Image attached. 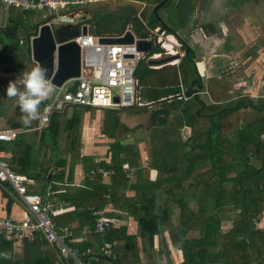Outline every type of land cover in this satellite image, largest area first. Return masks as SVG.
Instances as JSON below:
<instances>
[{
	"label": "trees",
	"instance_id": "obj_1",
	"mask_svg": "<svg viewBox=\"0 0 264 264\" xmlns=\"http://www.w3.org/2000/svg\"><path fill=\"white\" fill-rule=\"evenodd\" d=\"M151 1L156 7L163 0ZM245 1L230 2L241 6ZM196 3L197 0H167L157 8L160 18L154 9L145 15L148 7L140 17L149 29L161 27L165 32L174 34L186 49L190 45L178 34L177 29L185 28ZM163 8L172 12L168 17L174 20L175 25L159 15ZM30 11L33 10L10 15L8 22L0 27V56L8 55L15 62L12 52L18 50L31 57L30 38L37 34L38 27L31 33L22 16ZM106 15L110 25L114 27L113 31L117 30L114 23H119L120 18L112 14ZM140 17L130 19L129 24L138 33L145 34ZM83 22L91 24V19ZM23 30L28 33L23 43H20V33ZM92 31L102 34L97 28ZM162 50L160 46H155L148 55ZM195 58V51L191 48L177 65L175 83L172 79H164V75H167L164 71L165 74L163 72L159 75L158 86L149 87L142 95L149 102L170 96L173 98L160 102V107L150 113L148 167L157 169L158 176L153 181L136 182V199L142 203L141 212L136 214L138 233L152 247L155 235L162 233L161 222L166 223L172 244L184 254V260L179 264H264V227L255 223L257 215L264 211V140L261 139L264 133V100L243 94L204 106L199 96L204 86ZM19 62H15V66ZM137 69L139 71H136V77L140 81L157 71L147 67L144 60H141ZM180 84L188 92L196 94L188 99L179 98L177 95L182 91ZM193 99L196 101L191 102ZM134 108H101L105 111L101 121L102 133L114 139L110 143L109 162L96 160L92 155L81 156L79 151L84 114L91 109L99 110L96 107L73 105L63 111H54L46 126L33 129L37 126L34 124L31 127L30 136L27 132H22L12 141L0 140V150L12 153L9 158L11 166L17 172L36 180L35 190H39L41 194L46 195L48 185L57 192L59 188L55 183H66L64 192L58 194V197L67 203H73L74 209L56 214L53 219L57 227H70L73 235L68 243L85 252L83 258L91 260L93 264L141 263L136 246L137 235L128 234L125 227L115 228L112 224L103 232L94 231L95 212L104 208L108 200L106 195L113 197V186L102 184V174L97 173L93 179H86L84 187L70 186L78 160L88 173L98 167L113 170L114 181L120 177L127 181L126 170L129 169H134L136 174L142 176L145 169L140 167L136 144H123L119 138V131L127 133L130 130L123 121L121 112ZM136 108L144 110L146 107ZM247 108L255 110L259 116L238 128L232 135L222 134V120ZM13 126L19 128L21 125ZM184 126H189L192 130L190 146L182 140L181 128ZM62 132L67 134L66 152L60 151ZM68 154L71 155V161L67 170ZM253 159L259 160L261 166L254 164ZM3 185L8 197L7 210L10 211L13 204L12 188L8 183ZM158 189H162L164 193L163 208H159V211L155 210ZM149 193L151 195L147 196ZM176 209L179 211L176 212ZM224 222L228 223L225 225ZM84 228L87 233L83 231ZM188 230L197 231L199 235L187 236ZM119 239L127 241L124 251L118 250V245L110 255L102 251L106 242L115 243ZM52 250L46 241L25 242L18 248L0 238V264H77L72 258H59ZM4 254H7V258ZM166 264L172 262L169 260Z\"/></svg>",
	"mask_w": 264,
	"mask_h": 264
},
{
	"label": "built area",
	"instance_id": "obj_2",
	"mask_svg": "<svg viewBox=\"0 0 264 264\" xmlns=\"http://www.w3.org/2000/svg\"><path fill=\"white\" fill-rule=\"evenodd\" d=\"M93 1L0 0L6 9L14 7L21 11H48L54 16L49 22L51 25L77 24L80 28V33L72 39L81 48L80 75L68 78L60 86L55 85L57 88L55 96L45 101L46 105L51 106V111L44 114L46 118L39 120V128L47 125L54 111H63L73 105L101 109L132 108L144 104L138 90L136 71L141 60H145L148 54L138 51L135 44L101 42L102 37L110 35L95 34L92 32L91 25L83 22L85 19L77 20L81 15L79 11ZM83 27H86V33L82 32ZM129 28L132 29V27ZM151 30L157 34L158 43L164 46L162 36L165 31L160 27ZM135 37L138 38L136 35ZM167 37L169 38V35ZM149 58L156 59L158 54ZM75 81H78V84L76 90L72 91L70 88L75 85ZM181 88L182 91L177 96L188 99L190 96L187 95V90L183 85ZM115 98H118V101H115ZM25 131L27 130L16 128L0 130V140L12 141ZM261 139L264 140V133ZM97 173L110 175L113 170L98 167L90 171L92 176ZM32 182L33 179L28 175L17 172L11 166L7 153L0 150V183H8L24 206V215L21 218L10 215L0 216V238L13 243L16 247H21L25 242L46 241L59 258H72L77 264H93L91 260L83 258L85 252L79 251L68 243V239L73 235L70 227L56 226L53 218L62 209L50 197V190L46 195L32 191L29 189ZM95 214L94 231H105L112 224L111 218L104 210L97 211ZM255 220L264 225V211L259 213ZM102 251L110 255L111 245L105 243Z\"/></svg>",
	"mask_w": 264,
	"mask_h": 264
},
{
	"label": "crops",
	"instance_id": "obj_3",
	"mask_svg": "<svg viewBox=\"0 0 264 264\" xmlns=\"http://www.w3.org/2000/svg\"><path fill=\"white\" fill-rule=\"evenodd\" d=\"M142 1L143 0H94L92 3L83 7L82 11H79L81 15L78 16L77 20L87 19L88 16L95 19L96 17L99 16V14L101 15L102 14H112L120 18V22L117 25L118 27L117 30H115L112 34H106V35H116L121 32L124 25H128V27L131 26L129 24L130 19L141 16V14L147 8L146 3ZM139 4H141L142 6L139 7L138 6ZM19 11L21 12V10H18L14 7L6 9L3 6V4L0 2V27H3L8 22V17H10V15H13V16L17 15L18 13H20ZM135 12H137L136 15H135ZM22 16L25 20V23L28 24L29 26L28 30L31 33H34L36 31L35 27H38V25H41L44 22H47V19L53 16V14L49 13L48 11H44V10H33L30 12L23 13ZM63 25H68V26L70 25L71 27L77 26V24H63ZM27 33L28 32L25 30H23L20 33L21 35L20 43H23ZM34 36L35 35H32L30 38V55L32 51L31 50V39ZM169 38L174 43L175 37L172 36ZM199 41H201V43L199 42L197 47L193 45H191L190 47L192 49H194L195 47L196 48V50H194L195 56L197 55L200 56L199 59L195 58L197 70L199 72V75L201 76L203 86H204V90L199 92L200 100L204 102V106L209 103L229 100L230 98L225 99L224 96L219 95L220 91L222 90L221 92L223 93L225 88L221 84L222 82L218 80L222 77L221 69L223 66V58L217 57L218 54H220L216 52L217 38L212 39V37H208L204 34V38H201ZM213 41H214V44L216 45L215 50L213 52H209L213 50L212 49ZM0 48H1V44H0ZM212 56L214 57L211 58ZM11 59L12 58L8 55L0 56V73H4L3 72L4 69L12 61ZM36 65L37 64L35 63L34 66ZM159 71L162 72L161 70ZM0 79H2V77ZM217 82L221 86L218 85ZM208 84H209V87H208ZM255 84H256L255 80H253L250 83V86H249L250 91H253L255 90V88H257ZM212 85H216V86L212 87ZM231 91L232 90L228 88L227 92L231 93ZM205 95L206 97H204ZM171 99H168L165 101H170ZM89 113L90 112L86 113L85 115ZM235 113L236 112L232 113L227 118H225L226 120L231 121V123L225 124L223 122L226 120L225 119L222 120V128H221L222 134L232 135L238 128H242L246 125V123L245 124L236 123L235 117H237V115ZM21 115L22 114L20 113L19 117H12V115L9 116V113H5L4 110H1L0 111V130L6 129V128H14L13 125L19 124L21 126L16 129H26L27 131L25 132H27L28 135L30 136V133H32L30 132L32 130L31 127L34 126L35 124L37 126L33 127V129L39 128L38 127L39 124H36V121H33L32 125L26 128L21 122ZM229 118H231V120H229ZM232 120H235L234 121L235 123ZM97 128L99 129L97 130ZM101 129H102V123L100 124L99 127L95 125L94 129L88 128L87 124H85V128L83 127V132H82L83 133L82 141L80 140V142H82L83 147L81 148V150L79 149V151H80L81 156L92 155L96 158V160H106L109 162L111 159L110 143L113 142L114 139L109 138L108 136L104 135ZM93 132L94 133L97 132V134L99 133L101 135L100 139L98 140L99 143L97 144L95 143V137L93 136L94 134ZM63 133L66 134L65 132H62L61 135ZM181 134H182V140L184 141V143L190 146V144L192 143V139H193L191 127L184 126L183 128H181ZM119 138L121 139V142L123 144H128V143L136 144L139 150L140 167H142L145 170L142 173V176H139L138 174H136L134 169L126 170V173H128L127 181L123 177H120L116 181H114L112 178V174L102 175V178H101L102 184L108 185L111 187L113 186V197H109V195L105 196L108 200L102 210H104L106 215L111 218L112 225L115 228L125 227L128 234L137 235L136 246H137V250L139 252V258L141 261V263L139 264H166L169 260L170 262H172V264H179L180 262L184 260V254L181 249L175 248L174 245L172 244L171 237L169 234V229L166 223L161 222L160 226H161L162 233L155 235L154 246L152 247L148 243H146V241H144L143 238L138 233L139 222H138V218L136 214L141 212L142 203L138 202L136 199V197H138L136 182L140 180L145 181V182L147 180L153 181L158 176L157 169L148 167L149 162H150V154H149L148 145H147L148 138L147 139L142 138L138 140V142L136 141L135 137L132 136L131 134H128V136L124 138L120 137L119 135ZM3 151L7 153V157L9 160L12 153L7 150H3ZM70 157L71 155L68 154L67 168H66L67 170L70 166V161H71ZM256 165L261 166V162L259 160H256ZM93 176L83 169V165L81 161L78 160V162H76L74 166L73 181L70 184V186L75 187V188L84 187L87 184L86 179L91 180L93 179ZM55 184L59 188L57 192L51 189L52 187L51 185H48L49 187L47 190H50L51 192L50 197L62 209L59 213L61 214L64 212L72 211L74 209V204L67 203L58 197V194L62 193V191L64 192V185H66V183L56 182ZM36 185H37L36 180L33 179V182L29 185V189L32 191L39 192V190L38 191L35 190ZM5 191H6L5 186L0 183V216L10 215L16 218L23 217L24 206L21 200L19 199V197H17V195L14 194L13 192L11 193V196L13 197V204L11 206L10 211L7 210L8 197L5 195ZM156 192H157V202L155 205V210L159 211L161 208H163L164 193L162 189H158ZM150 195L151 194L149 193L147 196H150ZM175 211L178 212L179 210L176 209ZM224 223L227 224L228 222H224ZM83 231L87 233V230L85 228ZM198 235H199V232L197 231L193 232L191 230H188L187 236H198ZM106 243H109L113 250L116 247V245L119 246L118 250H123L124 249L123 247L127 245V241L124 239L116 240L115 243H112V242H106ZM168 250L170 252H167ZM123 251L121 252L124 253ZM106 257L108 258V255ZM130 260H132V258H130Z\"/></svg>",
	"mask_w": 264,
	"mask_h": 264
},
{
	"label": "rangeland",
	"instance_id": "obj_4",
	"mask_svg": "<svg viewBox=\"0 0 264 264\" xmlns=\"http://www.w3.org/2000/svg\"><path fill=\"white\" fill-rule=\"evenodd\" d=\"M230 1L232 0H201L197 6L193 8L185 28L177 29L178 34L183 39H186L190 46L193 45L195 47H197L199 42L201 43L199 40L204 38V34L208 37H212V39L217 38V46L213 41V50L209 52H213L216 46V52L220 53L217 57L223 58V66L221 69L222 77L218 80L222 82L221 84L225 89L223 93L221 92L222 90L220 91V96H224L225 99H232L243 94H249L254 99L260 98L264 100V0H246L241 6H235L233 2L231 3ZM142 2L146 3L148 7L145 11V15L150 14L154 9L155 3L151 0H143ZM138 6L141 7L142 5L139 4ZM169 13L171 15L172 12L167 8H163L159 11V15L164 20L166 19L168 23L175 25L174 20L168 17L170 16L168 15ZM87 19H91L92 29L97 28L102 34H112L114 32V27L110 25L111 22L106 14H99L96 19L88 16ZM146 21H148V18H146ZM114 25H118V23H114ZM205 25H207L206 28ZM212 30H215V32ZM167 35L172 34L165 32L162 36V43H165L168 48L169 44H171L174 48L173 53L170 54V48H165V46L160 44L163 50L154 53L158 54V58L156 59L174 55L177 52H180L181 55L185 53L184 49L180 46L179 40L175 37L174 43H171L168 41ZM195 47L194 50H196ZM13 54L15 55V62H22H19V65L15 66V62L11 61L4 69V73H0V78L2 77V79H0V108H2L0 111L4 110L5 113H9V116L19 117L21 113L20 109L16 105L15 100L7 98L6 89L10 81L16 80L24 70L33 68L35 63L32 56L29 57V55L24 54V52H18V50H16ZM154 54L148 55L144 61L147 67L157 71L153 72L152 75L147 77L144 81L138 79V90L141 97L149 87L158 86L160 81L159 75L164 71L167 73V75H164V79H172V82L175 83L174 73L175 71L177 73L176 68L180 59L175 58L165 64H150L148 59L154 56ZM213 57L214 56L211 58ZM196 58L199 59L200 56L197 55ZM253 80H255L257 88L250 91L249 86ZM180 85L182 86L183 84ZM218 85L220 84L218 83ZM213 86L216 85H212V87ZM228 88L232 90L231 93L227 92ZM204 97H206V95ZM142 100L144 103L149 102L144 98ZM194 101L196 100L193 99L191 102ZM159 105L160 104L157 103L153 106H145L146 108L144 110H139V108L135 107L134 109L121 112L122 119L126 122L130 130L127 133H125V131H119L120 137L124 138L127 137L128 134H131L135 137L137 142L142 138L147 139L151 126L150 113L153 109L159 108ZM85 114L82 126L85 128V124H87L88 128L94 129L95 125H97V127L100 126L105 111L103 109H91L89 114ZM235 114L237 115V117H235L237 124H249L259 116V113L251 108L241 109V111L239 110ZM229 120H231V118H229ZM232 121L234 122L235 120ZM223 123H231V121L226 120ZM83 127L81 128V141L83 137ZM98 129L99 128H97V130ZM93 136L95 137V143H99L98 140L101 135L96 132ZM67 146V134L63 133L60 137V151L65 152ZM82 147V142H79V149L81 150ZM252 162L256 164L255 159H253ZM255 221L257 226L264 227L263 223L261 224L259 221Z\"/></svg>",
	"mask_w": 264,
	"mask_h": 264
},
{
	"label": "water",
	"instance_id": "obj_5",
	"mask_svg": "<svg viewBox=\"0 0 264 264\" xmlns=\"http://www.w3.org/2000/svg\"><path fill=\"white\" fill-rule=\"evenodd\" d=\"M166 1L163 0L156 5L154 8L156 14L157 8L162 6ZM53 17H49L47 22L38 26L37 35L31 39V55L37 65L46 69L48 79H51L54 85L60 86L68 78L80 75L81 48L78 43L72 40L80 33V28L78 26L71 27L70 25H51L49 22ZM157 17L160 18L158 14ZM142 24L143 29L146 31L145 34H140L134 28L130 29L128 25H124L119 34L102 37L101 42L135 44L138 51L148 54L155 46H158L157 34L144 23ZM82 32L86 33V27H83ZM135 35L138 36L137 39ZM190 50L191 48L188 46L186 53H189ZM181 56L180 53H176L161 59L149 58L148 62L150 64H165L175 58L181 59ZM77 84L78 81H75V85L70 90L75 91ZM186 93L188 96H191L193 92L187 91ZM171 98L173 96L147 102L139 107L153 106ZM115 101H118V98H115Z\"/></svg>",
	"mask_w": 264,
	"mask_h": 264
},
{
	"label": "clouds",
	"instance_id": "obj_6",
	"mask_svg": "<svg viewBox=\"0 0 264 264\" xmlns=\"http://www.w3.org/2000/svg\"><path fill=\"white\" fill-rule=\"evenodd\" d=\"M56 86L47 77V71L40 65L30 70H24L14 81H10L6 94L8 99H13L21 112V122L28 128L33 121H39L45 113H50L51 106L45 101L54 97ZM42 105L43 108H42ZM7 258V254H4Z\"/></svg>",
	"mask_w": 264,
	"mask_h": 264
},
{
	"label": "flooded vegetation",
	"instance_id": "obj_7",
	"mask_svg": "<svg viewBox=\"0 0 264 264\" xmlns=\"http://www.w3.org/2000/svg\"><path fill=\"white\" fill-rule=\"evenodd\" d=\"M176 1H178V0H176ZM201 0H197V3H196V5L195 6H197V4L200 2ZM195 8V7H194ZM190 18V17H189ZM161 28V27H160ZM162 30H164L163 28H161ZM181 29H183V28H181ZM165 31V30H164ZM178 32V31H177ZM172 35H174V34H172ZM174 37H176L175 35H174ZM177 38V37H176ZM178 39V38H177ZM179 40V39H178ZM179 42H180V46H181V48H183L184 47V45H183V43L179 40ZM188 43V42H187ZM158 46H160V43H158ZM184 49V48H183ZM186 50H187V48L186 49H184V51H185V53L184 54H182V56H181V58L185 55V54H187L186 53ZM177 53H180V52H177ZM181 54V53H180ZM181 60V59H180Z\"/></svg>",
	"mask_w": 264,
	"mask_h": 264
},
{
	"label": "bare ground",
	"instance_id": "obj_8",
	"mask_svg": "<svg viewBox=\"0 0 264 264\" xmlns=\"http://www.w3.org/2000/svg\"><path fill=\"white\" fill-rule=\"evenodd\" d=\"M169 37H170V35H169ZM168 41H170L171 43H173L172 40H171L170 38H168ZM164 46L166 47L165 43H164ZM166 48H168V47H166ZM169 48H170V50H171V53H173V49H174V48L171 46V44H169Z\"/></svg>",
	"mask_w": 264,
	"mask_h": 264
}]
</instances>
